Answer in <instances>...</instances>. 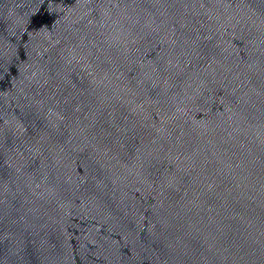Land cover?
Masks as SVG:
<instances>
[{
    "label": "water",
    "instance_id": "95a60500",
    "mask_svg": "<svg viewBox=\"0 0 264 264\" xmlns=\"http://www.w3.org/2000/svg\"><path fill=\"white\" fill-rule=\"evenodd\" d=\"M0 264H264V0H0Z\"/></svg>",
    "mask_w": 264,
    "mask_h": 264
}]
</instances>
